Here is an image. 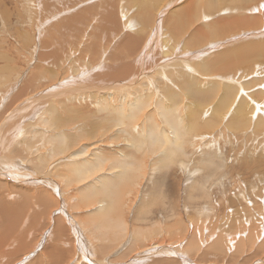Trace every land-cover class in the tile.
<instances>
[{"label": "rangeland", "instance_id": "374dc122", "mask_svg": "<svg viewBox=\"0 0 264 264\" xmlns=\"http://www.w3.org/2000/svg\"><path fill=\"white\" fill-rule=\"evenodd\" d=\"M156 1H158L159 3L155 2V4H158V6L160 5L158 12L162 9V7L165 6L166 3L170 2V0H156ZM191 1L192 0H187V2L179 1L177 2L178 4L177 3L176 5L174 4L175 6L172 5L171 9H168L167 13L164 14L165 17L163 15V19L165 21L167 20V22L163 21L162 19L160 20V28L163 27L161 28L163 31V34L164 32H167V31L171 32L172 30L179 33L180 28L175 25L179 22L183 23V34L181 36L182 39L180 40L178 45H174L172 50L168 52L167 54L164 53L162 57H164V59L166 60H170L172 57L174 59L176 57H181L182 55L192 53L193 58L190 59L186 64H184L183 68L186 70V72H188L190 69L193 71L190 74L193 77L198 78L200 85L204 86L202 87L201 90L208 88L211 92L212 91L214 92V90L211 89L210 87L213 85V82L216 79V76L221 75V77L227 78L226 81L228 82H231V78L236 79V83H239L238 85L239 94L237 93L239 97L236 95L231 105L227 109H225L226 111L225 110H224L225 112L222 111L223 114H220L219 116L221 117L219 125L215 118L213 119V122L211 124L198 123L199 126H196V128H198V131L194 130L195 132L193 133V135L197 136V134L199 133L198 137L201 135L202 138L199 137V139H196L195 145H191V138L188 140V145H189L187 148L189 152L188 155H191L192 157L187 158L186 163L177 164V162H175L174 164H170L164 168V167L157 165L158 163L155 162L157 159L153 157L152 155L153 153L141 154L140 152H137L136 161L137 162L143 161V163H145L144 164L145 168L141 170V172H139L138 174H135V178L131 179L130 181L128 180H125V182L123 181L124 183L123 182L122 183L123 185H125L124 188L117 186V188L119 187L121 188L119 189L120 191H122L123 189L122 193L118 189H114L116 191L118 190V192L121 194V197L119 198L118 197L119 193L115 191L114 194H117V193L118 194L115 195L116 197L114 196V198L118 200L122 199L120 201L122 204H120L118 200L116 201L114 200L113 204L109 208L110 211L106 215L109 216V217L107 216L108 218L111 217L117 223L120 221L126 222V224L128 225L129 235H130L131 229L135 230L137 227H140L143 230L145 229L151 230L150 237L148 238V240L145 239L146 241L155 243V241L159 239H163V237L165 236L164 239H167L168 242L172 243L170 245L172 248H174L177 251V254L175 253V250L173 249L171 250V248H169L170 253L167 252L164 255L163 253L164 251H162L161 253L163 256L162 255L160 256L161 253H156L154 255H157V256H153L151 259L147 260L148 264H154L153 263L154 260L155 262L162 263L165 259H166L165 261H167L165 262L166 264L168 263L172 264V262L173 264H184V263L187 264L185 262L186 257L191 259L192 262L194 261L191 264H199L200 262L199 259H201L200 264H206L204 262H207V264H211V263L217 264V262L218 264L220 263L221 264L223 263L224 264H264L263 263V260H264V218L263 217L264 216H262L264 215L262 214L264 212V198H263L264 197V143L262 144V142L264 141L263 139L264 138V131H263L264 127L258 126L257 128H255V126L252 125L253 121L254 122L256 121V116L258 112H260V115L264 121V110H262L263 105H261V103L259 102L260 100L264 99L262 98L264 96V92H263L264 91V57L258 56V57L252 58V56L251 57L248 56L250 57L248 58L247 55H245L243 51H240V50H244L245 47H247L248 49H252L254 47L252 43L256 44L257 46H260L261 44H263L264 40L262 39L264 38V36H260L257 38H253V36H250L246 39L234 40L231 43H228V44L216 47V48H213L211 45L207 44L211 42L218 43L220 41L225 40L230 35L239 36V35H242L244 32L248 33L256 29H260V28L264 29V7H261L256 12H253L250 14L246 13L249 16L262 15V19H260L261 23L259 24L260 27H254L253 24L250 23V27L246 29L244 25H241L239 32H235L232 34H226L227 33L226 32L223 35L218 36L216 38H213V37L208 38L205 41H203L201 45L196 46L192 49H189L188 47L185 46V43L188 39L192 37L193 34L197 32L208 33L210 31V28L213 25L221 26L223 23H225L227 19L241 17L242 15L240 13L244 12V11H239L233 8H226L227 6L229 7H232V6L227 5L228 2L225 3V1L221 2L222 0H215L217 1L218 5H214L210 7L209 9L205 7L199 9L200 6L199 7L193 6L194 8L188 9L187 12L183 14V6L184 8L189 7V6L191 7L190 5L192 4ZM183 2H184V5H183ZM56 3L57 2L54 0H0V115H1L0 124L3 125L6 111L8 112L9 110L16 109L17 112H19V114H17V116L15 114L8 123V132L10 134L9 139L19 137L20 127L21 128L26 127L24 130L25 135L24 134L21 135L19 140L20 141L21 139L23 140L21 144L25 142V143H28L34 146L33 149L29 153H31L34 150L35 151L40 150L43 153H45L48 147L44 148L43 144H47L45 142L50 138V136L53 137L54 134L66 133L68 136L72 138L73 137L75 139L77 138V140H79L80 143H87V144L91 142H95V140L101 137V134H102V136L104 137H102L99 140V142L96 141L95 144L92 143L94 146H92V144L90 146L92 148H95L96 150L98 149L97 151L100 152L99 155L101 156L102 155L106 156V154L109 153V155L107 156L111 159L110 161H112V159L116 157L119 151H124V152L133 151L130 147L127 146V144L125 143L123 139H120V140L117 139L116 140L117 142L111 140L110 141L111 143H108V141L111 138L110 135L115 131V128H116L113 126V119H111V116L115 117L114 116L115 113H112V115L110 114L111 115L110 116V115H107L103 110L100 111L98 109L99 107L98 103L100 100H97V99L95 100L92 96H87V98L83 97V99L79 98L80 96H77L78 97L77 99L72 96L73 94L72 95L69 94V96L71 95L72 97L71 96L70 98L68 97L69 98L68 100L62 97L61 95H58V93H63L62 91H59V90H57L56 92L50 91L51 94L47 93V95H45V92H49V89L54 84L59 85L61 81L73 75L74 74L73 71L77 70L74 68L77 66L78 67L81 66V69H88V70H92L93 68H95L97 66L96 64H94L92 67H89L87 62L90 60L92 56L96 55L95 57H100L98 56L99 52L101 54V57H103L102 59H105L107 53L112 51V49L114 50L116 47L117 48L115 50L121 49L122 46L119 47L120 45L118 44H120L122 41L123 42L125 41L126 34L136 29L135 27L134 28L125 27L127 25L126 22L128 21L132 23L141 22V18L138 15L137 6L135 3L131 2V0H85V1L84 0L83 1L82 0H58L59 4L57 6V9L54 11L55 6L57 5ZM233 3L236 4V2H233ZM233 3L231 2L230 4H233ZM161 4H163L164 6ZM91 5L92 7H94L93 9H90V7L88 8V6H91ZM70 6L72 7L71 10L69 9ZM45 8H47L48 10L46 11L48 20L46 19L47 23L44 25V27H40L42 24L41 20L44 19L45 17V14H43V12H45L43 11V9ZM83 8L85 10H83ZM113 8H116L117 10L118 17L116 16V18L118 19L114 20L113 22L111 21L112 23H115V25H111V27H114L117 25V30L119 31H114V34L111 36H105V32L103 31L104 33L100 32V34L103 33L101 34L102 35L101 36L99 32L96 31V28L102 29V27L104 26V25L100 26V22H101L100 19L102 20V18L100 17L103 16V18H105L106 14H108ZM206 9H208V11ZM178 10H180V12L176 13V11ZM84 11L85 12L88 11V13L92 11L91 16L90 14L88 15V13L85 14ZM154 13H155V8L152 14ZM75 14L83 17V19L81 20L79 19V21L81 22L85 21L86 24L84 23L83 25L81 24V27L87 28L86 31L82 33L81 32L78 33L76 32V30L70 27L72 24H74L71 20L72 19L76 20ZM205 14H209V15L207 16L205 20H203L200 16H203ZM66 19H68L67 24L70 22L68 24L70 26L66 27ZM37 20H40L41 24L39 26L38 24H36ZM169 24H171V26ZM93 30L95 32H93ZM68 34H69V37H68ZM95 34H97L96 37H95ZM149 36L150 35L148 33L146 37H143L137 43L140 47L139 51L146 44ZM107 38H109V40H107ZM94 40L96 41L97 46L95 50L93 49V51L96 52V54L92 52V50L90 51V49L92 48H88L90 41L93 42ZM248 42H250L251 44H248ZM163 49L164 47L161 49L162 52L164 51ZM229 49L234 50V51L239 50L240 52L236 51L237 55L234 58L228 59L229 61L227 60V62H230L228 66L217 65L216 58L218 56V53H220L221 51L229 50ZM93 53L95 55H93ZM138 55H139V52H138ZM132 58H135V56H132ZM108 60L109 61H107V63L110 64V62H112V58H108ZM204 66L209 67V71H210L209 73H203L201 71L204 68ZM177 69H178V65H174L172 68V71L169 74L164 75V78L167 79V80L165 79L164 81L163 79L160 81L158 78H156L157 72H154L152 75H149L147 77L146 83L148 84V88L154 87L153 93H157L155 89L160 88V95H163L166 97L168 94L169 88H171L170 90L175 89L173 90L174 92H177L178 94H181V96H183L182 97L183 99H181L180 97L181 100L179 101V104L182 103L181 104L182 121H183V116H184V121L182 125H183V128H186L188 124L190 123L189 121H191L190 113L192 111H195L196 106L190 104L193 102H192V99L189 97V95H187V92L184 89H182V87H180L178 83L175 84L177 82L176 80H182L181 78L178 79L179 72H177L178 71ZM203 74H206V75H203ZM185 76L188 77L187 75ZM93 77H94L93 79L94 81L100 79L98 75H93ZM42 79L44 80V82ZM170 79L172 80V82L169 81ZM205 82L207 84H209L210 82L211 86L210 85L206 86ZM249 82L252 83V85L249 84ZM146 85L143 86V90L145 92L144 95L147 94V91L145 89L147 88ZM240 85L244 86L245 88L242 89ZM250 85L251 87L252 86L253 87L252 88L249 87L248 89L249 90L251 89V90L248 91L247 87ZM67 88L69 89L70 85H68ZM177 88L180 91V93L178 90L176 91ZM245 89L247 90V93L249 92L251 93V95L254 93L252 95L254 97V100L248 95L249 93L247 94L244 92ZM148 91L152 93V90L148 89ZM206 91L208 90L205 89V92ZM211 92L208 93L210 94V96L213 95L209 98L208 107H206L205 110H202L200 108L201 109L200 113H203L202 117L204 118V120H208L209 119L208 117L211 118V114L214 113L213 108L215 107L218 101V98H219V92H217V94L214 92L215 95L213 93L211 94ZM36 95H38V97L31 100ZM50 95H57V96H51L53 99L56 100V102L53 105H51V106H55V108H57L56 110L54 107L53 109L52 107H49L50 101L52 100V99L50 100ZM47 96L49 97L44 98ZM241 97L247 102V105H250L253 107L251 114L255 115V118L253 119L251 117L248 127L242 124H234L230 128V126H227L226 123L231 113L235 109L234 107L237 106V103ZM46 100H49V101H46ZM165 100L169 103L170 106L172 105V103L168 101V96ZM183 102L185 103L186 108L188 105L190 108L192 109L194 108V110L189 109L187 111L186 108L183 109L182 107ZM78 103H80L81 105ZM114 103L115 104L112 103L111 105L112 110H114V108L118 106L119 102H114ZM44 107L48 109V114H47V110ZM38 110H42V113L44 110H46L45 111L46 113H43V118L45 117L44 119H46L47 117L50 116L51 117V118L49 117L50 123H47V125H42V124L36 123L38 118L36 120L33 118L30 119V117L33 115L32 112L34 113L35 111H38ZM93 112H95L96 114ZM53 113L56 116L58 114L57 117L60 120L57 119V117ZM146 113L147 115H149L150 113L152 114L155 112L153 110H147ZM44 114H47L49 116H46ZM87 114L88 116H86ZM53 116H55L56 118ZM106 116L109 118H107ZM95 119H98V120L96 121ZM102 120L104 121L98 122ZM54 121H56L57 123L55 122L54 124ZM25 122L26 123L29 122L28 126L25 125L26 124ZM94 122L96 123L95 127L93 125ZM156 122H158L160 126L163 124L161 116L160 118L157 117ZM86 123H87V127H85ZM81 125L82 127H80ZM243 126H244V129L242 128ZM82 128H84L83 131L85 133L86 131L89 132L90 130V135H88L89 134L88 132L85 134L81 130ZM85 128L88 130H86ZM237 128L240 129V132L237 130ZM245 128H247L248 130ZM33 130H38L43 135L41 136L36 135L35 134L36 131H33ZM79 130L81 132H79ZM95 131H100V132H97L98 133L97 135ZM255 131H257L256 134L259 131V133L256 136L254 134ZM92 132H94V134L96 133L95 138H93L94 134H92ZM220 133H223V134H221L220 136ZM5 135L7 136V133L1 134L3 138ZM258 135H261L262 137ZM25 136L28 137L30 141L24 140ZM82 136L83 137L86 136L87 139L83 138ZM106 136L107 137L109 136V138H106ZM219 136L220 137L223 136V137L219 138ZM253 136L254 138H252ZM236 138L238 139V141H236L237 140ZM258 139L260 142H258ZM97 143H98V147L96 145ZM235 144H237L238 146ZM186 146L187 144H184L185 149H186ZM75 147L76 146H72V148H75ZM13 152H14V148H11V153ZM135 153L133 151V154ZM113 154H115V156ZM140 154H141V157L138 156ZM142 155H145L146 158H143L145 156L142 157ZM46 159H47V162L49 163V159L48 158ZM203 159L205 161L209 160V162H207L208 166L204 165L206 162L204 161L205 162L204 163ZM213 159L215 160V163H216L215 166H213L214 164L213 165L208 164L212 162L214 163ZM62 165L58 167L61 168ZM152 166H155V167L152 168ZM47 171H50L48 169V166L45 168L43 172H40V174L47 175L46 174ZM52 179L57 180V181L64 180V179L61 180L60 176L57 173L55 175L52 174ZM194 180H198V181L207 180L208 182H206L207 184L205 185H201L199 188L198 185H195L196 182ZM122 183H121V186H123ZM127 183H130V184H127ZM72 187L73 186H71V188L69 189L71 191L69 190L66 191L63 199L67 198V200L65 199L66 201L64 200L63 204H65L64 202L68 203V204H65V206L67 205V207L65 208L66 211L69 210L68 212H71L70 210H72V216L76 218L77 222L80 219L79 224L81 222L83 223V225L82 224L80 225L84 229L85 234L84 233L83 234L86 235L84 240L87 241L88 244H90L89 247L92 245L90 248L93 249V254L89 256H91L92 259H95V260L99 259L101 261H104V258H107L106 264H116V263L119 264L120 262L124 263L125 259H123L121 255L123 253L122 256H124V253L126 252V250L122 252L118 251V250H123V248L120 245V243L121 244L123 243L122 242L123 239H121V241L117 243L119 237H114L113 236L114 234L112 235L111 231H106L108 232L107 233L108 237H105L103 236L104 230L102 229V232H101V229L100 230L97 229L98 223L101 221L99 220L101 219V216H100L101 214H99L100 211L98 210L99 206L97 202H99L98 200L105 199V196L100 194V199H98L97 197L99 195L98 192H95V193L88 192L89 194L87 193L86 198L85 197L81 198L83 196L79 192L77 193L78 190L75 191V188L77 187L74 188V191L72 190L73 189ZM5 192L10 196L12 195L10 189L5 190ZM68 192H70V194H68ZM123 192L128 193L129 195L128 194L124 195ZM129 192H131L132 194ZM54 193L56 192L54 191ZM33 194H37V192H34ZM78 194H79V197L76 199V201L75 199H72V197L76 198V195L78 196ZM90 195H97V196L96 197L92 196L93 197L92 198L90 197ZM126 195L129 196V198ZM55 196L56 195L54 194V198L56 201L59 195H57L56 197ZM69 196L71 197L69 198ZM123 196L129 199L128 200L127 198H125L124 201L125 202L127 201V202L126 203L124 202V204H123V198H122ZM27 197H28V194H27ZM89 197L92 198V200L94 199V201L91 202L90 201L91 199L89 200ZM80 198L81 200H79ZM96 198L98 200L96 201V204H95L93 202H95ZM69 199L74 204H72V202H69L68 201ZM82 199H84V201H86L85 203H88V204H85ZM146 199L150 201V204L148 206L144 202ZM57 200L61 201V202L58 201L59 203L57 202V204L59 205H56L55 201H52L53 204H51L50 209L48 207V210L51 213L50 217L53 220L49 218L43 219V220L41 219V221L37 223V225H35L36 226V228L34 227L35 230L32 227L29 233H27V235L25 234L26 235L25 238L28 237L27 245H26V239L24 238L25 239L24 242L18 246L20 248L18 250H15L18 248L16 247L13 250L11 254L16 255V253L19 250H21V248H24L23 251L19 253V255H17V258L21 257L20 263H14V264H43V263L48 264L49 263V261H47V258L46 259L43 258L44 254H42L43 253L42 251L46 250L47 246H50V242H51L50 240H52V238L54 237L53 235L56 234L57 225L55 224L58 220L57 219L58 215L60 217L58 221L59 222L58 226H61L63 227V229L65 228L66 230L68 229L67 231L65 230V232L66 233L68 232V234H70L67 237H69L68 238L69 240L73 241L72 246H73V253H74L73 254L69 252V254H71L70 259L68 261H64V263L62 262V264H73L78 259L80 254L76 246L77 244V239H76V234H75L76 232L71 226V224L70 223L68 224L67 222L68 220L66 219V217H64V215L63 216L61 215V212L57 211L58 213H56V210H57L56 206L57 208H59L58 206H61L62 204L61 198ZM82 201L84 204H82ZM85 205L86 206L88 205L89 207H86ZM116 205L117 206L119 205L118 207H121V208L118 209ZM78 206L81 208H79ZM203 208L207 209V213L204 215L205 217L203 216L204 218L201 215H199V212ZM48 210L46 209V211ZM118 210L122 212H118ZM111 211H113L114 213ZM240 211L241 213H246V214L248 213L247 215L251 214L250 219H248V217L246 218L245 217L246 215L243 214L244 218L243 217L239 218L238 220L235 221L236 223L232 221L230 222L231 230L229 231H232L234 229L233 233L231 232V234H234V232L235 233L237 231L242 232L244 228H246L245 230L248 231L249 229L250 232L246 233V236H243V234L242 236L239 235L237 240L234 241V243L236 242V244L233 243V246H232L231 243L227 241V238H225L226 235L222 234L219 228L220 229L221 227L222 229L228 228V226L227 225L225 226V224L228 223V221L230 220L229 218L233 217L234 215L237 216V214H239ZM249 212H252V213H249ZM229 214L231 215V217ZM182 217L184 218V220ZM209 217L210 219H208ZM206 218L209 221H205ZM48 220H50L51 223ZM196 220H199V221L196 222ZM247 220H250V221L252 220V221L249 222ZM94 221L97 224H95ZM180 221L181 222L183 221V222L181 223ZM222 221H224L225 223L223 222L222 224ZM62 222L64 225L62 224ZM65 222H67V225L65 224ZM89 222L90 224L92 223V225H89ZM179 222L181 224L178 225ZM174 223L177 224V226H174ZM243 224H245V226ZM250 224H252L251 226L255 224V226L257 227L255 228L254 226L252 230ZM53 226L56 229L53 230ZM178 226L179 228L180 227L181 228L179 229ZM210 226H211V229H210ZM249 226L251 229L248 228ZM202 227L203 228L206 227L207 230L209 229L212 234L206 231V229L205 231L202 230L203 229ZM23 228L26 229V226H24ZM175 228L177 230H175ZM69 229L70 230L72 229V230L70 231ZM168 229H171V230H168ZM212 229L213 231L215 229L216 230L212 232ZM73 232H74V235H73ZM86 233L89 235L88 239H86L87 237ZM206 233H209L208 235L210 236H207ZM47 234L50 235L48 238L49 240L47 239ZM203 234L205 237H207L206 239L205 237H203ZM213 234L215 236H213ZM221 234H222L221 237L225 236L224 239H226V241L223 238H221L220 239L222 242L221 244L223 245L220 244V246L222 247L221 248L213 247V249L217 250V251L214 250L215 252H213L212 251L213 249H211V246L212 244L215 243L214 241L218 242L217 238L220 237L219 235ZM110 235L112 236L111 239L115 243H117L116 247H115L116 244L114 246H111L110 241H109ZM249 235H250V238H249ZM195 236H197V238H195ZM44 238L46 241L43 240ZM106 238H109V239H106ZM203 238L205 239L204 242H203L204 240ZM129 239L130 237L128 238V240ZM199 239H201L203 244ZM222 239L224 240V242ZM88 240H90L92 243H90ZM197 240H199L201 243L198 242ZM62 241H63V238H58L56 240H53V243L52 242L51 243L53 244L52 245L53 247H60L62 244ZM206 241H207V245L204 244L206 243ZM249 241H251V243H249ZM225 242H228L229 244ZM68 245L70 244L68 243ZM229 245H231V247L227 250L226 247ZM21 246H24V247H21ZM118 246L120 248H118ZM205 247H207V249L209 250L206 251ZM202 251H204L205 253ZM119 252L121 253L119 254ZM180 252H183V258ZM117 253H118V256H117ZM178 255L181 256V260L179 259V257H177ZM37 256H38V259H36ZM84 256H83V262H82V259H80L79 264H90L88 263L89 259L87 258L86 254ZM6 261H7L6 264H11V263L13 264V260L10 261L9 259V262H8V260L6 259L5 262ZM5 262L3 261L1 264H5ZM145 263L146 261L143 262L142 264H145ZM58 264H61V263H58ZM155 264H159V263H155Z\"/></svg>", "mask_w": 264, "mask_h": 264}, {"label": "bare ground", "instance_id": "6f19581e", "mask_svg": "<svg viewBox=\"0 0 264 264\" xmlns=\"http://www.w3.org/2000/svg\"><path fill=\"white\" fill-rule=\"evenodd\" d=\"M54 1L57 2L56 3L57 5L56 6L54 5L55 6L54 11H55L57 9V6L59 3H58V0H54ZM179 1H186L187 2V0H170V2L165 4V6L163 4H161L164 7H162V9L158 12L160 5L158 6V4H155V2L159 3L156 0H131V2L135 3L137 6L138 15L141 18V22L140 23H132L130 21L126 22L127 25L125 27H127V28H134L135 27L136 29H134L130 33L126 34L125 41L124 42L122 41L120 44H118V45H120L119 47L122 46L121 49L115 50L117 47L114 50L112 49V51L107 53L105 59H102L103 57H101L100 52L98 53V56H100V57H95L96 52H94L93 49L94 50L96 49V46H97L96 41L95 40L93 42L90 41L88 48H92V49H90V51L92 50V52L95 53V54L93 53V55H95V56H92L90 58V60L87 62V64L89 67H92L94 64H96L97 66L95 68H93L92 70H88V69H81V66L78 67L76 65L77 67H75L74 69H77V70L73 71L74 74L71 73L73 75H71L70 77L61 81L59 85L54 84V82H53L54 85L49 89V92H45V95H47V93H50V91H53V92L54 91L56 92L57 90L62 91L63 93H58V95H61L62 97L66 98L68 100L72 94H73L72 96L74 98H77V99H78L77 96H80L79 98H82V99H83V97L87 98V96H92L95 100L96 99L100 100L98 103V105H99L98 109L100 111L103 110L107 115H110V114L112 115V113H115V115H114L115 117H112L110 115L111 119H113V126L116 128H115V131L110 135L111 136L110 140L109 141L107 140L108 143H111L110 142L111 140L116 141L117 139L118 140L123 139L125 141V143L127 144V146L130 147L134 151V153L136 152L135 154H133V151L131 152L128 150H127L128 152L119 151L118 154L116 155V157L113 158L112 161H110L111 159L107 156V155H109V153L108 154L105 153L106 156H104V155L101 156V155H99L100 152L97 151L98 149L96 150L95 148H92L90 146L92 143L95 144L96 141L99 142V140L102 137H104V136H102V134H101V137L97 138V140L94 139L95 142H91V143L87 144V143H80V141L77 140V138L76 139L74 137L72 138V137L68 136L66 133L54 134L53 137L50 136V138L45 142L47 144H43L44 148L48 147V149L45 153H43L40 150H36V151L34 150L31 153H29L33 149L34 146H32L28 143H25V142L23 144H21L23 142V140L22 139H21V141L19 140L21 135H23V134L25 135L24 130L26 127H24V128L20 127L19 137L9 139L10 134L8 132V123L13 118V116L15 114L17 116V114H19V112H17L16 109L15 110H9L8 112L6 111L3 125L0 124V264L3 261L5 262L6 259L8 260V262H9V259H10V261L13 260V264L14 263H20L21 257L17 258V255H19V253H21L24 248H21V250H19L16 253V255H12L11 253L13 252V250L16 247L21 245L25 239H26V245H27V238L28 237L25 238L27 233H29V231L32 229V227H33V229H34V227L36 228L35 225H37V223H39L41 221V219L42 220L48 219V218L51 219V217H50L51 213L48 210V207L50 209L51 204H53L52 201H55L54 194L56 196L59 195L61 200H62L61 206H58L59 208H57V206H56V209H57L56 213H58L57 211L61 212V215L62 216L64 215V217H66V219L68 220L67 221L68 224L70 223L76 232L75 233L76 239H77L76 246H77V249H78L80 256L78 257V259L73 264H79L80 259H82V262H83V256L85 254H86L87 258L90 260V261L88 260V263H90V264H106L107 258H104V261H101L99 259H96V260L92 259L91 256H89V255L93 254V249L90 248L92 245L89 247L90 244H88V242L84 240L86 235H84L85 234L84 229L80 225V224L83 225V223L81 222L79 224L80 219L77 222L76 218L74 216H72V210H70L71 212H68L69 210L66 211V209H65L67 207V205L65 206V204H68V203L64 202L65 204H63V201L65 199L67 200V198H65V199H63V198L65 196L66 191L69 190L71 188V186H73L72 187L73 191H74V188L77 187V188H75V191L78 190L77 193L79 192L83 196L81 198H84V197L86 198V195L88 192H91V193L98 192V194H99L98 196L97 195H90V197H92V196L96 197L97 196L98 199H100V194L105 196V199L98 200L96 198L95 202H93L96 204V201L97 200L99 201V202H97V204L99 206V208H98V210L100 211L99 214H101L100 215L101 219H99L101 221L100 222L98 221L99 223H98L97 229L98 230L101 229V232L103 229L104 230L103 236H105V237H108V235H107L108 232H106V231H111V234L112 235L114 234L113 235L114 237H119L117 243L119 241H121V239H123L122 240L123 243L122 244L120 243L123 250H118V249L117 250L121 251V252L126 250V252L124 253V256H122L123 253L121 255V257L125 260H124V263L120 262L119 264H142L145 261L147 263V260L151 259L153 256H157V255H154L156 253H161L162 251H164L163 253L165 255V253H167V252L170 253L169 248H171V250L172 249L175 250L170 245L172 243L168 242L167 239H164L165 236L163 237V239H159V240L155 241V243L146 241L145 239L148 240V238L150 237L151 230H149V229L143 230L140 227H137L135 230L131 229L130 235H129L128 225L126 224V222L120 221L117 223L111 217L108 218L109 216L106 214L110 211L109 208L113 204V201L118 200V199H115L114 196L119 193L118 190L121 189L120 187L124 188L125 185H123V183L125 182V180L130 181L131 179L135 178V174H138L139 172H141V170H143L145 168L144 167L145 163H143V161L142 162L136 161L137 152H140L141 154L153 153L152 154L153 157H155L157 159L155 161L156 163H158L157 165L164 167V168L170 164H174L175 162H177V164L186 163L187 162L186 159L189 157H192L191 155H188L189 154V152L187 150V148L189 146L188 140L191 138V145H195V143H196L195 140L199 139V137L202 138L201 135L198 137L199 133L197 134V136L193 135V133L195 132L194 130L198 131V128H196V126H199L198 123L211 124L213 122V119L215 118L216 121L218 122V125H219V122L221 120V117H219V116H220V114H223L222 111L223 112L226 111L225 109H227L231 105V103H232V101L236 95L239 97V95H238L239 94L238 93L239 83H236L235 78H231V82H228V81H226L227 78L221 77V75H218V76H216V79L214 80L212 86L210 85V82H209V84H207L205 82L206 83L205 85L206 86L210 85L211 86L210 88L213 89L216 94H217V92H219V98H218V101L214 107L215 109L213 108L215 115H214V113H212L211 118L207 116L209 119L204 120V118L202 117L203 113H200L201 109L205 110L206 107H208L209 98L213 95L210 96V94H208L209 92H211L208 88H205L206 90H208L206 92H205L204 88H203L204 90H201L202 87H204V86L200 85L198 78L193 77L190 74L191 72H193L191 69L188 72H186V70L183 68V65L186 64L190 59L193 58L192 57L193 54L192 53L185 54V55H182L181 57H176L174 59L172 57L170 60H166V59H164V57H162V55L164 53L167 54L168 52H170L172 50V48L174 47V45H178V43L182 39L181 36L183 34V23L179 22L175 25V26L180 28V29L178 28L180 30L179 33L172 30L171 32H168V31L164 32V34H163V31L161 29L163 27L160 28V20L162 19L163 21H165L163 19V15L165 13H167L168 9H171L172 5H174V4L176 5V3ZM224 1H225V3L228 2L227 5L232 6V7L227 6L226 8H233V9H237L239 11H244V12L240 13L242 16L238 17V18L227 19L225 21V23H223L221 26L213 25L210 28V31L208 33L197 32V33L193 34L192 37L186 41V43H185L186 47H188L189 49H192L196 46L201 45L202 42L208 38H212V37L216 38L218 36L223 35L226 32H227L226 34H232L235 32H239L241 25H244L246 27V29L250 27V23H252L254 27H260L259 24L261 23L260 19H262V15L249 16L246 13L250 14V13H253V12H256L257 10H259L261 8V5L264 4V0H222L221 2H224ZM191 2H192V4H190L191 7L189 6V7L184 8V6H183V14L185 12H187V10L190 8L200 6L199 9H201L203 7L209 9L210 7H212L214 5H218L217 1H215V0H209V1H207V0H194L193 1L192 0ZM229 2L230 3L236 2V4H234V3L230 4ZM121 3H122V1H121ZM198 3H200V4H198ZM179 5H180V3H179ZM183 5H184V2H183ZM66 7H67V5H66ZM89 7H90V9L94 8V7H92V5L88 6V8ZM71 8L72 7L70 6L69 9L71 10ZM84 8H85V6H84ZM84 8H83V10H85ZM154 8H155V13L152 14ZM173 9H174V7H173ZM208 9H206V10L208 11ZM87 10H89V9H87ZM180 10L176 11V13L177 12L179 13ZM43 11H45V12H43V14H45V17L42 20L40 19L42 24L40 23V20H37V23H36V24H38V26L41 24L40 27H44V25L47 23L46 19L48 18V16L46 15V11H48L47 8L43 9ZM91 12L88 13V11H87V12H85V14L88 13V15L90 14V16H91ZM208 15L209 14H205V15L200 16V17L203 20H205ZM90 16H88V17H90ZM116 16L118 17L117 10H116V8H113L108 14H106L105 18H103V16L100 17V18H102V20L100 19V21H101L100 26H102V25H104V26L102 27V29L96 28V31H98L99 34H100V32L104 31L105 36H111L114 34V31H119V30H117V25L114 27H111V25H115V23H112V22L114 20L118 19V18H116ZM164 17H165V15H164ZM75 18H76V20H74V19L71 20L74 23V24H72V22H71V24H72L71 26L68 25L70 22L67 24L68 19H66V27L70 26L74 30H76V32H78V33H80V32L82 33L84 31H86L87 28L81 27V24L82 25H83V23L86 24L85 21L84 20H83L84 22L79 21V19L81 20V19H83V17L75 14ZM49 21H50V19H49ZM165 22H167V20ZM169 25L171 26V24H169ZM170 26H168V27H170ZM93 32H95V31L93 30ZM93 32H91V33H93ZM103 33H101V34H103ZM148 33L150 36H149L146 44L139 51L140 47L137 43L143 37H146ZM162 34H163V36H162ZM96 35L97 34H95V37H96ZM250 36H253V38L264 36V29L260 28V29L253 30V31L248 32V33L244 32L242 35H239V36L230 35V36H228V38H226L225 40L220 41L218 43L211 42V43H207V44L211 45L213 48H216V47L231 43L234 40L246 39ZM68 37H69V34H68ZM107 40H109V38H107ZM262 40H264V38ZM248 44H251V43L248 42ZM252 44L254 46L252 49H248L247 47H245L244 50H240V51H243L244 54L247 55V57L248 56H250V57L252 56V58H255L258 56L264 57V41H263V44H261L260 46H257L254 43H252ZM163 47H164V49H163L164 51L162 52L161 49ZM236 51L240 52L239 50H236ZM236 51L229 49V50L221 51L220 53H218V56L216 58L217 65L228 66L230 64V62H227V60L230 58H234L237 55ZM138 52H139V55H138ZM224 53H226V54H224ZM118 55H120V56H118ZM131 55L135 56V58H132ZM250 57H248V58H250ZM108 58H112V62H110V64L107 63V61H109ZM174 60H175V62H174ZM174 65H178V69H177L178 70L177 72H179L178 79H180V78L182 79V80H176L177 82L175 84L178 83L180 85V87H182V89H184L187 92V95H189V97L192 99V102H193L190 104L196 106L195 111H192V112L189 111V112H191L190 113L191 121H189L190 123L188 124V126L186 128H183V125H182V123L184 121V116H183V121L181 118L182 117V110H181L182 109L181 108L182 103L179 104V101L181 99H183L182 98L183 96H181V94H178L177 92H174L173 90H175V89L170 90L171 88H169L167 96H168V101L170 103H172V105L170 106L169 103L165 100L167 98V96L165 97L163 95H160V88L155 89L157 91V93H153L154 87L148 88V84L146 83L147 77L149 75H152L154 72H157L156 78H158L160 81L163 79V81H164L166 79V78H164V75L169 74L172 71V68ZM201 71L203 73H209L210 72L209 67H207V66H204V68ZM183 73L185 75H187L188 77H186ZM93 75H98L100 77V79L94 81ZM203 75H206V74H203ZM51 76H52V74H51ZM4 78H5V76H4ZM55 79H56V77H55ZM244 80H245V78H244ZM248 80H250V79H248ZM169 81L172 82L171 79ZM220 81H222V82H220ZM43 82H44V80H43ZM43 82H41V83H43ZM163 84H164V82H163ZM249 84L252 85V83H250V82H249ZM68 85H70L69 89L67 88ZM145 85L147 87V88H145L147 91L146 95H144L145 92L143 90V86H145ZM251 85L248 86L247 89L249 87H251ZM241 88L244 89L245 87L241 86ZM148 89L152 90V93L150 91H148ZM177 90H178V88L176 89V91ZM250 90L248 89V91H250ZM214 92L212 91L211 94L213 93L215 95ZM244 92L247 93V90L245 89ZM179 93H180V91H179ZM69 94H71V95L69 96ZM248 95L254 100V97L251 95V93H249ZM51 96H57V95H50V100L51 99L52 100L50 101V104L49 103L48 104L50 105L49 107H52V109H53V107L55 108V106H51V105H53L56 102V100L53 99ZM37 97H38V95L34 96L31 100H33L34 98H37ZM48 97L49 96L44 97V98H48ZM180 97H181V99H180ZM262 98H264V96ZM260 99H261V97H260ZM46 101H49V100H46ZM114 102H119V103H118V106L116 108H114V110H112L111 105H112V103L115 104ZM259 102L261 103V105H263V107H262L263 109L262 108L261 109L264 110V99L260 100ZM210 103H212V102H210ZM78 104H80V103H78ZM41 106H43V105H41ZM44 106H45V104H44ZM17 107H19V106H17ZM182 107H183V109L186 108L184 102H183ZM32 108H34V107H32ZM221 108H223V109H221ZM234 108L235 109L231 113L226 125L230 126V128L234 124H242V125L248 127L251 117L253 119L255 118V115L251 114L253 107L250 105H247V102L241 97L237 103V106ZM56 109L57 108H55V110ZM89 109H90V107H89ZM186 109H187V111L189 109L194 110V108L192 109L188 105H187ZM46 110H47V114H48V109H46ZM46 110H44L43 113H46L45 112ZM147 110H153L155 113H152V114L150 113L149 115H147V113H146ZM43 113H42V110L35 111L34 113L32 112L33 115L30 117V119L33 118L36 120L38 118L36 123H39L42 125H47V123H50L51 117L47 114H44V115L50 117V118L47 117L46 119H44L45 117L43 118ZM50 113H51V111H50ZM93 113H95V112H93ZM58 114H59V112H58ZM58 114H57V116H58ZM60 115H62V114H60ZM60 115H59V117H60ZM55 116H53V117H55ZM86 116H88V114ZM160 116H161L162 121H163V124L161 126L158 122H156L157 117L160 118ZM107 118H109V117H107ZM57 119H59V118L57 117ZM95 120L97 121L98 119H95ZM104 120L98 121V122H103ZM32 122H34V121H32ZM55 122L56 121H54V124H55ZM28 123L29 122H27L25 125L28 126ZM94 123H93V125L95 127L96 123L95 124ZM82 125L80 127H82ZM252 125L255 126V128H257L258 126L264 127V121L260 115V112H258V114L256 116V121L255 122L253 121ZM244 126L242 127L243 129H244ZM85 127H87V123H86ZM190 127H191V129H190ZM106 128H108V127H106ZM218 128H219V126H218ZM239 128H240V126H239ZM239 128H237V130L240 132ZM83 129L84 128H82L81 130L83 131ZM245 129H247V128H245ZM16 130H15V132H16ZM86 130H88V129H86ZM247 130H246V132H247ZM19 131H18V133H19ZM33 131H36V133H35L36 135H40V136L43 135L38 130H33ZM107 131H108V129H107ZM206 131H204V132H206ZM224 131H225V129H224ZM79 132H81V131L79 130ZM87 132L88 131H86V133ZM95 132L97 133L100 131H95ZM256 132L257 131H255V133H254L255 136L259 133V131L257 134H256ZM2 133H7V136L5 135L3 138V136H1ZM88 133H89L88 135H90V130ZM241 133H243V132H241ZM92 134H94V132H92ZM95 134H94V136L92 135L93 138L96 137ZM221 134H223V133H220V136H221ZM224 134H226V133H224ZM260 134H262V133H260ZM11 135H12V133H11ZM97 135H98V133H97ZM220 136H219V138L223 137V136L222 137H220ZM258 136H261V135H258ZM83 138H86V136H84ZM106 138H109V136L108 137L106 136ZM252 138H254V136ZM24 140L28 141L29 139H28V137L25 136ZM102 140H104V139H102ZM236 141H238V139ZM258 142H260L259 139H258ZM258 142H257V144H258ZM103 143H104V141H103ZM263 143H264V141L262 142V144ZM184 144H187L186 149L184 148ZM96 145L98 147V143ZM235 145H237V144H235ZM72 146H76V147L72 148ZM92 146H94V145L92 144ZM117 147H119V146H117ZM11 148H14L13 153H11ZM122 150H123V148H122ZM97 152H98V154H97ZM141 154L138 156L141 157ZM113 155L115 156V154H113ZM145 155H142V157ZM33 156H34V158H33ZM46 158L49 159V163L47 162ZM143 158H146V156ZM204 159H203V162L206 160V159L205 160ZM210 161H212V160H210ZM205 162H204L205 163L204 165H207V162H209V160H207ZM208 164H210V165L214 164L213 166L216 165L215 160H214V163L212 162V163H208ZM60 165H62L61 168L58 167ZM201 165H202V163H201ZM47 166H48V169L52 172V174L55 175L57 173L60 176L61 180L62 179H64V180H62V181L53 180L52 174L50 171L46 172L47 175H41L40 172H43ZM153 167H155V166H152V168ZM218 168H220V167H218ZM140 175H142V174H140ZM194 181L196 182L195 185H198L199 188L201 185H205V184H207L206 182H208L207 180H203V181L202 180L201 181L194 180ZM195 182H193V183H195ZM121 183L123 186H121ZM127 184H130V183H127ZM117 186H120V187L117 188ZM133 186H134V184H133ZM128 187H129V185H128ZM8 189L11 190V193H12L11 196L5 192V190H8ZM114 189H118V190L116 191ZM128 190H130V189H128ZM54 191L56 193H54ZM69 191H71V190H69ZM115 191L118 193L114 194ZM122 191H123V189H122ZM122 191H120V192L122 193ZM34 192H37V194H33ZM129 193H131V192H129ZM27 194H28V197H27ZM68 194H70V192H68ZM123 194L125 195L128 193L123 192ZM73 195H75V194H73ZM59 196L57 199H60ZM71 196H72V194H71ZM71 196H69V198ZM88 196H87V198H88ZM207 196H208V194H207ZM78 197H79V194H78V196L76 195V198L72 197V199H75V201H76V199ZM90 197H89V200L91 199L90 200L91 202L94 201V199L92 200L93 197L92 198H90ZM118 197L119 198L121 197L120 193L118 194ZM127 197L129 198V196H127ZM127 197H124V196L122 197L123 198V204L125 202L124 199ZM81 198L79 200H81ZM57 199H56L55 203H56V205H59V204H57V202L58 201L61 202V201L57 200ZM82 200L84 201V199H82ZM89 200H88V202H89ZM121 200H118V201L120 202ZM68 201L72 202V201H70V199ZM83 201H82V204H84L86 202V201H84V203H83ZM144 202L147 206L150 204V201L148 199H146ZM72 204H74V203L72 202ZM85 204H88V203H85ZM89 204H91V203H89ZM115 204H117V203H115ZM120 204H122V203L120 202ZM86 207H89V206L87 205ZM53 208H54V206H53ZM79 208H81V207H79ZM119 208H121V207H118V209ZM46 209L48 211H46ZM111 212H113V211H111ZM118 212H122V211L118 210ZM206 213H207V209L203 208L199 212V215H201L203 217ZM249 213H252V212H249ZM77 214H78V212H77ZM243 214L246 215L245 216L246 218L248 217V219H250L251 214L247 215L248 213L247 214L241 213V211L239 214H237V216L234 215L233 217H231V215L229 214L231 218H229L230 220L228 221L227 224H225V226L227 225L228 228H225V229H222V227H221V229L219 228V230H221L222 234L226 235V237L225 236L224 237L227 238V241L229 243H231L232 246H233L234 241L237 240L239 235L242 236V234H243V236H246V233L250 232L249 229H248V231H246L245 230L246 228H244V230L242 232L237 231L236 233L234 232V234H231V232L233 233L234 229L232 231H229V230H231L230 229V227H231L230 222L231 221L235 222L236 220H238L241 217L244 218ZM262 214H264V212ZM208 216H209V214H208ZM262 216H264V215H262ZM114 217H115V215H114ZM117 218H119V217H117ZM57 219L58 220L55 224V225H57L56 234L55 235H53L54 233L52 234L54 237L50 241L53 243V240H56L58 238H63V241H62V244L60 247H53L52 246L53 244L50 242V246H47L46 250L42 251L43 252L42 254H44V256L43 255H41V256H43V258H45V259L47 258V261H49V263L47 262L48 264H50V263L51 264H58V263L62 264V262L64 263V261H68L70 259L71 254H69V252L73 253V246H72L73 241L69 240L68 239L69 237H67L70 234H68V232L67 233L65 232V230H66L65 228L63 229V227L58 226V224H59L58 221L60 219L59 215H58ZM122 219H123V217H122ZM208 219H210V217ZM51 220H53V219H51ZM180 220H181V218H180ZM183 220H184V218H183ZM199 220H196V222H198ZM48 221H50V220H48ZM91 221H92V219H91ZM205 221H209V220H207V218H206ZM224 221H222V224ZM247 221L251 222L252 220L251 221L247 220ZM67 222H65L66 225H67ZM180 222L178 223V225L181 224L183 221L181 223ZM210 222H208V223H210ZM50 223H51V221H50ZM175 223H174V226H177V224H175ZM42 224H43V222H42ZM62 224H63V222H62ZM95 224H97V223L95 222ZM252 224H250V226ZM89 225H92V223L90 224V222H89ZM243 225L245 226V224H243ZM24 226H26V229L23 228ZM250 226L248 228H250ZM254 226H255V224L253 226H251L252 230H253ZM130 227H129V229H130ZM256 227L257 226H255V228ZM56 228H54V226H53V230ZM88 228H90V227H88ZM167 228H169V227H167ZM178 228H179V226H178ZM213 228H214V226H213ZM205 229H206V227L203 228L202 230L205 231ZM210 229H211V226H210ZM240 229H241V227H240ZM168 230H171V229H168ZM175 230H177V229L175 228ZM252 230H251V232H252ZM206 231H208L210 234H212L209 229L208 230L206 229ZM214 231L212 229V232H214ZM209 233H206V235L210 236V235H208ZM119 234H120V236H119ZM222 234L219 235L220 237L217 238L218 242L214 241L215 243L212 244L211 249H213V247H215V248H218V247L221 248L222 247V246H220V244L222 243L220 239L221 238L224 239V237H221ZM73 235H74V232H73ZM49 236L50 235L47 234V239L49 238ZM71 236H72V234H71ZM88 236L89 235L87 234L86 239H88ZM213 236H215V235L213 234ZM111 237L112 236L110 235V237H109L110 239L109 238H106V239H109L111 246H114L116 244L115 245V247H116L117 243H115L111 239ZM129 237H130V239L128 240ZM203 237H205L204 234H203ZM72 238H73V236H72ZM90 238H91V236H90ZM195 238H197V236H195ZM206 238L207 237H205V239ZM249 238H250V235H249ZM205 239L203 240V242L205 241ZM43 240L46 241L45 238ZM199 240L201 241V239H199ZM199 240H197V241L200 242ZM224 240L226 241V239H224ZM224 240H223V242H224ZM88 241L90 243H92L90 240H88ZM203 242H202V244H203ZM228 242H225V243H228ZM68 243L70 245H68ZM249 243H251V241H249ZM204 244L207 245V241ZM228 244H226V245H228ZM234 244H236V242ZM221 245H223V244H221ZM231 245L227 246L228 248L226 247V249L228 250L231 247ZM119 246H118V248H120ZM204 246H203V248H204ZM21 247H24V246H21ZM201 247H202V245H201ZM19 248L20 247H18L15 250H18ZM223 248H224V246H223ZM205 250L208 251L209 249H207V247H205ZM214 250L215 249H213L212 251L213 252L217 251V250H215V251ZM204 251H202V252H204ZM121 252H119V254ZM195 252H197V251H195ZM228 252H230V251H228ZM175 253L177 254L176 250H175ZM180 253H181L182 258H183V252H180ZM161 255H162V253L160 254V256ZM184 255H186V254H184ZM117 256H118V253H117ZM177 257H179V259L181 260V256L178 255ZM166 258H168V257H166ZM36 259H38V256ZM164 259H165V257H164ZM165 260L162 263L161 262H155V260H154L153 263L154 264L155 263L166 264L165 262H167V261H165ZM199 261L201 262V259H199ZM185 262L187 264H191L194 261L192 262L191 259L186 257ZM200 262H199V264H200ZM202 262H204V261H202ZM6 263H7V261L5 262V264ZM29 263H31V262H29ZM204 263L207 264V262H204ZM263 263H264V260H263ZM116 264H118V263H116ZM172 264H173V262H172ZM217 264H218V262H217Z\"/></svg>", "mask_w": 264, "mask_h": 264}, {"label": "snow or ice", "instance_id": "6c2138e0", "mask_svg": "<svg viewBox=\"0 0 264 264\" xmlns=\"http://www.w3.org/2000/svg\"><path fill=\"white\" fill-rule=\"evenodd\" d=\"M261 7H264V4H262Z\"/></svg>", "mask_w": 264, "mask_h": 264}]
</instances>
